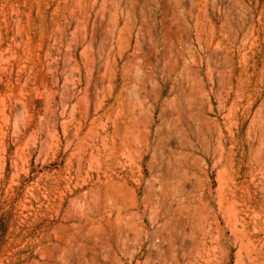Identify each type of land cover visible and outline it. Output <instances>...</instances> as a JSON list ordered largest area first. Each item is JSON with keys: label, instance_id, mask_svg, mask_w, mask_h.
Returning a JSON list of instances; mask_svg holds the SVG:
<instances>
[{"label": "rangeland", "instance_id": "374dc122", "mask_svg": "<svg viewBox=\"0 0 264 264\" xmlns=\"http://www.w3.org/2000/svg\"><path fill=\"white\" fill-rule=\"evenodd\" d=\"M0 104V264H264V0H0Z\"/></svg>", "mask_w": 264, "mask_h": 264}, {"label": "bare ground", "instance_id": "6f19581e", "mask_svg": "<svg viewBox=\"0 0 264 264\" xmlns=\"http://www.w3.org/2000/svg\"><path fill=\"white\" fill-rule=\"evenodd\" d=\"M1 105V104H0ZM4 108V107H3ZM2 109V108H1ZM3 110V109H2ZM1 114H3V111L1 112ZM0 114V116L2 117V115ZM3 119V118H2ZM0 120H1V118H0ZM1 125H2V123H1ZM1 129V128H0ZM0 138H1V136H0ZM2 144V143H1ZM2 146V145H1ZM1 151H2V148H1ZM0 158H1V155H0ZM1 164H2V161H1Z\"/></svg>", "mask_w": 264, "mask_h": 264}]
</instances>
